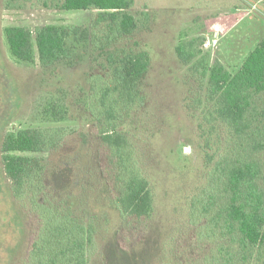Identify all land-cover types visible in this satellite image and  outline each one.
Returning a JSON list of instances; mask_svg holds the SVG:
<instances>
[{
  "label": "rangeland",
  "instance_id": "obj_1",
  "mask_svg": "<svg viewBox=\"0 0 264 264\" xmlns=\"http://www.w3.org/2000/svg\"><path fill=\"white\" fill-rule=\"evenodd\" d=\"M62 1L20 0V7L6 8L0 0V143L5 133L22 128L53 127L63 134L49 152L23 154L43 159L41 201L60 204L72 188L78 190L74 210L96 226L88 264H202L213 246L195 242L187 222L189 197L203 185L207 169V135L198 127L203 108H194L201 84L190 76V65L178 58L176 46L195 39L198 57L219 60L235 72L264 36V0H135L131 12L139 19L138 29L104 49L92 41L98 11H67ZM52 23L79 27L68 39L72 58L46 68L37 57L34 62L13 57L6 26L34 30ZM139 49L151 55L140 84L146 100L121 130L135 144L155 194L152 216L141 221L125 219L112 207L103 173L107 154L90 111L91 94L96 80L107 73L109 53ZM257 101L263 109L264 93ZM8 185L0 173V264H25L40 219L28 202L19 209ZM162 248H171L166 259L161 258Z\"/></svg>",
  "mask_w": 264,
  "mask_h": 264
},
{
  "label": "trees",
  "instance_id": "obj_2",
  "mask_svg": "<svg viewBox=\"0 0 264 264\" xmlns=\"http://www.w3.org/2000/svg\"><path fill=\"white\" fill-rule=\"evenodd\" d=\"M19 1L5 0V6L20 7ZM134 5L135 0H63L61 8L97 10L92 41L104 49L138 29L139 19L131 12ZM144 15L149 17L148 12ZM4 33L13 57L24 62L37 57L48 68L72 58L68 39L79 33V27L52 23L32 30L8 25ZM176 52L201 84L194 108H203L198 127L207 135V169L203 185L189 197L187 222L195 242L205 240L213 246L202 264H264V108L257 101L264 93V36L235 72L219 60L210 63L206 56L198 57L195 39L180 42ZM117 54L109 53L107 73L96 80L90 111L107 154L103 173L112 207L125 219L141 221L152 216L155 194L135 144L121 126L145 103L140 84L151 55L146 49ZM62 138L58 128L29 127L5 133L0 143V173L9 183L13 202L19 209L30 203L40 219L25 264H88V254L95 248V221L74 210L78 190L72 188L60 204L41 201L43 159L23 154L49 152ZM170 249L162 248L161 258L166 259Z\"/></svg>",
  "mask_w": 264,
  "mask_h": 264
},
{
  "label": "crops",
  "instance_id": "obj_3",
  "mask_svg": "<svg viewBox=\"0 0 264 264\" xmlns=\"http://www.w3.org/2000/svg\"><path fill=\"white\" fill-rule=\"evenodd\" d=\"M257 2H260L261 0H256Z\"/></svg>",
  "mask_w": 264,
  "mask_h": 264
}]
</instances>
